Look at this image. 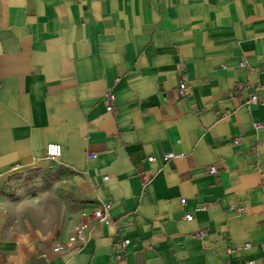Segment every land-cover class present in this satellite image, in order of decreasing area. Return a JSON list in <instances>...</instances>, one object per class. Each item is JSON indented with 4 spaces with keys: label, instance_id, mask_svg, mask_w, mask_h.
I'll use <instances>...</instances> for the list:
<instances>
[{
    "label": "crops",
    "instance_id": "1",
    "mask_svg": "<svg viewBox=\"0 0 264 264\" xmlns=\"http://www.w3.org/2000/svg\"><path fill=\"white\" fill-rule=\"evenodd\" d=\"M263 124L264 0H0V177L56 143L80 206L0 264H264Z\"/></svg>",
    "mask_w": 264,
    "mask_h": 264
},
{
    "label": "rangeland",
    "instance_id": "2",
    "mask_svg": "<svg viewBox=\"0 0 264 264\" xmlns=\"http://www.w3.org/2000/svg\"><path fill=\"white\" fill-rule=\"evenodd\" d=\"M68 174L55 161L13 169L0 177V212L12 233L62 234L80 216L79 203L68 191Z\"/></svg>",
    "mask_w": 264,
    "mask_h": 264
},
{
    "label": "built area",
    "instance_id": "3",
    "mask_svg": "<svg viewBox=\"0 0 264 264\" xmlns=\"http://www.w3.org/2000/svg\"><path fill=\"white\" fill-rule=\"evenodd\" d=\"M245 64H246L245 62H242L241 66H245ZM185 90H186V86L184 84H181L179 86V89H178L179 96L184 95ZM108 100H109V104L106 107V111L108 113H110L113 111L112 103L115 100L114 95L109 94ZM249 103L250 104L257 103V98L255 96H252L249 100ZM261 126H264V124L263 125H256L255 127L258 128ZM61 153H62V149H61L60 145H58L56 143H49L45 146V149H44V159L46 161H56L57 159L60 158ZM171 158H172L171 154H166L163 156V161L166 162V161L170 160ZM147 160L149 162L153 161L152 157H149ZM215 173H216L215 167H213V166L209 167V174H215ZM106 180H107V177H104L103 181H106ZM92 218L94 221H99V222H102L105 220V216L103 215L102 211H100V210H95L93 212ZM191 219H192L191 215L185 216L186 221H191ZM87 227H88V225L86 223H81V224H78L77 226H75V228H74L75 238H76L77 242L80 244L85 242V234L84 233H85V230L87 229ZM127 244H128V241L127 240L124 241V245H127ZM248 247H249V244L244 245V248H248ZM260 250H261L262 254L264 255V244L261 245ZM53 251L58 252V251H60V248L55 247L53 249ZM246 264H255V262L250 260V261H247Z\"/></svg>",
    "mask_w": 264,
    "mask_h": 264
}]
</instances>
